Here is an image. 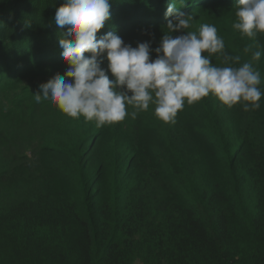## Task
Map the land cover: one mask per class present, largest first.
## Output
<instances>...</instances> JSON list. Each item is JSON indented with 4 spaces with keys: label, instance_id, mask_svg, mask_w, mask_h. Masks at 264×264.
<instances>
[{
    "label": "trees",
    "instance_id": "obj_1",
    "mask_svg": "<svg viewBox=\"0 0 264 264\" xmlns=\"http://www.w3.org/2000/svg\"><path fill=\"white\" fill-rule=\"evenodd\" d=\"M172 2L195 15L190 30L217 28L225 53L241 57L234 67L251 61L248 44L260 51L259 109L209 95L185 102L174 123L154 104L135 119L132 109L119 123H79L34 96L53 72L72 79L59 46L68 26L55 21L66 0H0V142L21 132L30 148L12 155L0 144V264H264V34L233 28L239 0H111L97 40L149 43L155 60ZM25 179L34 188L11 193Z\"/></svg>",
    "mask_w": 264,
    "mask_h": 264
},
{
    "label": "clouds",
    "instance_id": "obj_2",
    "mask_svg": "<svg viewBox=\"0 0 264 264\" xmlns=\"http://www.w3.org/2000/svg\"><path fill=\"white\" fill-rule=\"evenodd\" d=\"M110 7L111 0H66L56 10L58 28L68 26L67 32L61 33L59 46L71 63L66 72L72 79L57 73L39 86L34 94L37 103L50 99L65 115L95 121L97 127L122 122L129 106L135 119L150 104L155 105L156 118L174 123L185 102L191 105L209 95L228 108L243 102L244 111H249V106L259 109L261 74L252 62L259 61L261 53L253 50L254 44L243 49L251 53V61L234 67L241 64V57L225 53L217 28L203 24L198 31L190 30L195 15L186 14L172 2L165 15L173 19L168 21L152 60L149 43L133 48L115 32L97 40V33L110 19ZM234 7L235 30L250 39L264 34V0H239ZM174 32L186 34L174 38ZM105 53L114 79L101 67ZM217 54L222 66L212 63L211 57Z\"/></svg>",
    "mask_w": 264,
    "mask_h": 264
},
{
    "label": "rangeland",
    "instance_id": "obj_3",
    "mask_svg": "<svg viewBox=\"0 0 264 264\" xmlns=\"http://www.w3.org/2000/svg\"><path fill=\"white\" fill-rule=\"evenodd\" d=\"M54 75H55V73L53 72L50 76H47L45 79L47 81H49L51 78L54 77ZM132 109L133 108H131L129 106L128 113ZM52 121H53V116L49 117L46 121L36 122V124H38L39 125L38 128L41 129L47 125L52 124L53 123ZM87 122L88 121H86V120L79 121V123H84V124H87ZM62 129H56V131H62ZM33 135H35V137H36L35 133H33ZM8 141H9V139H7V143L0 142V144L2 145L3 149H7L9 153H13L12 155H14L18 151H20L22 154H27L30 152L29 144L27 143L26 137L23 133L18 132V139L11 140L9 142ZM8 152L6 153V155L8 154ZM33 162L34 161L32 158L30 161L27 162V164L28 163L31 164ZM10 185L12 188L11 193H13L16 196L23 195L24 193H29L34 188V183H33L32 179L17 180L16 185L12 182L10 183Z\"/></svg>",
    "mask_w": 264,
    "mask_h": 264
}]
</instances>
